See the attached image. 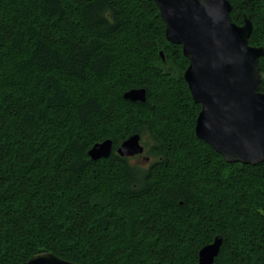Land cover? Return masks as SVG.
<instances>
[{
  "label": "trees",
  "instance_id": "trees-1",
  "mask_svg": "<svg viewBox=\"0 0 264 264\" xmlns=\"http://www.w3.org/2000/svg\"><path fill=\"white\" fill-rule=\"evenodd\" d=\"M228 1L264 48V0ZM187 64L154 0H0V264H197L216 235L211 264H264V159L227 162L195 135ZM138 88L144 102L123 98ZM132 134L143 153L119 156Z\"/></svg>",
  "mask_w": 264,
  "mask_h": 264
},
{
  "label": "water",
  "instance_id": "water-1",
  "mask_svg": "<svg viewBox=\"0 0 264 264\" xmlns=\"http://www.w3.org/2000/svg\"><path fill=\"white\" fill-rule=\"evenodd\" d=\"M165 24V38L181 46L188 64L183 79L200 110L195 119V135L209 144L227 162L257 164L264 159V89L259 91L258 59L262 46H251L252 23L230 20L228 0H154ZM161 54V53H160ZM123 98L145 101V89H130ZM110 139L88 150L92 160L107 158ZM140 136L132 134L116 149L121 157L142 154ZM222 237L202 246L197 264H211ZM25 264H75L51 252L31 256Z\"/></svg>",
  "mask_w": 264,
  "mask_h": 264
},
{
  "label": "rangeland",
  "instance_id": "rangeland-1",
  "mask_svg": "<svg viewBox=\"0 0 264 264\" xmlns=\"http://www.w3.org/2000/svg\"><path fill=\"white\" fill-rule=\"evenodd\" d=\"M137 161V160H136Z\"/></svg>",
  "mask_w": 264,
  "mask_h": 264
}]
</instances>
